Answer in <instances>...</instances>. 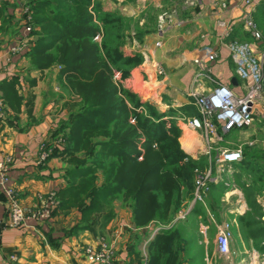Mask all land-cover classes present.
<instances>
[{"label":"crops","instance_id":"crops-1","mask_svg":"<svg viewBox=\"0 0 264 264\" xmlns=\"http://www.w3.org/2000/svg\"><path fill=\"white\" fill-rule=\"evenodd\" d=\"M17 1L0 0V37L4 41L0 48V98L6 112L5 119L0 122V159L12 157L7 184L12 186L20 203L30 210L39 205L42 196L50 191L57 193L66 185L67 163L58 153L64 143H57L64 133L56 130L67 123L70 106L77 102L75 93L60 73L61 66L52 64L39 69L32 64L28 54L38 38L39 26L35 25L32 33L23 30V16L16 9ZM98 1L104 10H117L121 15L133 18L138 28L145 31L122 47L126 55L138 54L140 63L120 82L140 101L153 104L165 114L168 124L175 123L180 131V146L186 153L196 159L203 157L204 167L211 165L212 179L205 203L190 205L191 199H185L166 221L172 225L152 233L156 221L136 227L128 202L121 199L119 209L114 200V215L105 225L75 229L80 212L75 208L60 209L56 196L57 204L49 219L28 216L24 226L14 228L5 225L7 197L0 186V264H80L84 262L82 246L95 243L98 237L113 241L112 264H146L150 244L158 234L166 231L175 232L174 246L183 248L181 252L178 250L179 264H193L186 253L192 233L194 243L202 246L200 262L210 264L216 252L213 247L209 261L206 246L214 245L216 227L225 223L230 226L229 245L233 260L240 264L248 258L250 264H254L259 259L264 264L262 182L246 171L242 174L240 164L225 165L224 171L219 172L214 163L218 148L238 146L242 149V161L261 162L264 157V98L256 105L251 125L221 133V140L214 145L211 156L204 152L205 143L199 134L189 130L183 120L197 115L188 94L192 77L200 69L194 60L201 56L202 48L211 47L217 54L214 61L203 62L211 70L212 81L201 85L202 91L220 82L229 85L237 94L244 93V82L236 75L235 63L223 42L250 43L264 65V0H253L252 17L260 33L258 39L244 28L247 8L243 0H197L190 6L182 5V0ZM222 2L225 3L223 7ZM152 11L153 20L149 21L147 14ZM162 11L172 12L174 20L166 25L162 35H158L157 16ZM220 22L224 25L220 26ZM225 25L231 27V32L223 40L220 37ZM19 38H27L29 47L19 53H10L8 45L17 43ZM100 38L94 40L100 41ZM158 39L162 43L155 45ZM156 65L164 73L159 74ZM43 144L51 153L40 162L38 152ZM250 151L262 154L248 156L246 153ZM254 185L258 190L248 192V198L245 191H251Z\"/></svg>","mask_w":264,"mask_h":264},{"label":"trees","instance_id":"trees-1","mask_svg":"<svg viewBox=\"0 0 264 264\" xmlns=\"http://www.w3.org/2000/svg\"><path fill=\"white\" fill-rule=\"evenodd\" d=\"M32 3V23L39 26L28 54L32 64L39 69L59 64L70 89L82 98L56 130L64 133L58 153L67 163L66 185L56 193L59 208L80 212L75 229L105 225L116 199L128 202L136 227L170 220L192 198L193 169L204 167V158L181 148L180 131L165 114L112 80L114 71L124 78L140 63L138 54L126 55L122 47L145 31L131 17L104 10L98 0ZM241 161L242 174L246 171L264 189V157L260 164ZM255 190L254 185L246 196ZM175 239V232L158 234L146 264H179Z\"/></svg>","mask_w":264,"mask_h":264},{"label":"built area","instance_id":"built-area-1","mask_svg":"<svg viewBox=\"0 0 264 264\" xmlns=\"http://www.w3.org/2000/svg\"><path fill=\"white\" fill-rule=\"evenodd\" d=\"M17 1L16 9L23 16V30L26 33H32L34 26L32 23V14L30 5L26 1ZM197 0H182V5L190 6L195 4ZM246 5L244 13V28L250 35L258 39L260 33L252 17L253 0H243ZM225 3H221L223 7ZM174 20L172 12L162 11L157 16V33L162 35L166 30V25ZM224 23L220 22V26ZM231 27L225 25L221 34V39H227L230 35ZM99 39V35L94 37ZM161 40H157L155 45H160ZM224 46L230 52L235 63V73L244 82V93L237 94L227 84L215 82L207 90L202 91L200 86L212 81L211 70L203 64L204 61L212 62L217 54L211 47L201 49V56L196 58L194 62L200 65V69L192 77L191 91L189 96L193 99V104L197 109V115L184 117L186 127L197 132L205 143L204 152L208 153L215 149L214 145L221 140V133L231 131L233 129L243 128L251 125L256 105L264 98V65L261 60L254 54L250 43L230 40L223 42ZM4 45L3 38L0 37V48ZM27 38H19L18 42L8 45L7 50L10 53H19L28 48ZM159 74L164 73L163 69L156 65ZM5 106L0 98V122L5 119ZM57 143L63 144L64 141L59 138ZM51 153V150L44 144L39 148L38 158L40 162L45 161ZM242 158V149L240 146L235 148H218L216 150L214 163L219 172L224 171L225 165L237 163ZM12 162L11 156H4L0 159V186L7 197V213L8 220L5 223L8 227H21L25 225L28 216L38 219H49L51 213L57 204L56 192L50 191L45 197L39 200V205L35 209L24 207L14 189L8 182V166ZM228 171V170H225ZM212 179L211 165L193 169V190L190 205L200 202L205 203V198L210 189V181ZM172 223L164 225L156 222L153 224L152 233L158 230L168 228ZM230 226L228 223L219 224L216 227L214 236L215 252L219 256L227 257L230 252ZM81 255L84 262L80 264H112L114 257V243L108 241L104 237H98L93 244L82 246Z\"/></svg>","mask_w":264,"mask_h":264},{"label":"rangeland","instance_id":"rangeland-1","mask_svg":"<svg viewBox=\"0 0 264 264\" xmlns=\"http://www.w3.org/2000/svg\"><path fill=\"white\" fill-rule=\"evenodd\" d=\"M19 1H22V2H24L23 0H19ZM26 1V3H27V5H31V4H33L32 3V0H25ZM153 16H154V12L152 11V12H148V14H147V18L149 19V21L151 20H153ZM131 19H133V18H131ZM54 64H56V63H54ZM59 65V64H58ZM60 66V65H59ZM121 79H123V78H121V76H120V73L119 72H117V71H114V75H113V78H112V80L114 81V83L115 84H120L121 86H122V84H121ZM66 86H67V84H66ZM69 86V85H68ZM123 87V86H122ZM124 88V87H123ZM125 89H127V88H125ZM127 90H129V89H127ZM130 91V90H129ZM74 92V91H73ZM132 92V91H131ZM75 93V92H74ZM134 93V92H133ZM135 94V93H134ZM75 101L77 102V103H74L73 105H71L70 106V111L71 112H74V111H76L77 110V108H78V106H77V104L78 103H80L81 102V96L80 95H78L77 93H75ZM131 122H133L134 123V121L131 119L130 120ZM61 137V136H60ZM61 138H63V137H61ZM234 139V137H232V140ZM64 140V139H63ZM211 152V151H210ZM207 153V155L208 156H211L212 155V153ZM214 154H216V153H214ZM255 154H262V152H256ZM50 156V155H49ZM215 157V156H214ZM213 166V165H212ZM117 201V202H116ZM115 204L117 205V208L121 205V201H120V199H117V200H115ZM119 209V208H118ZM156 222H158V224H161V225H164V224H166V223H163V222H161V221H156ZM195 242V235L192 233V234H190V238H189V240H188V242H187V245H188V247H187V250H186V253H187V255H189V256H191V258H192V262H193V264H202V262H200V257L202 256V254H203V250H202V246H198L197 244H195L194 243ZM209 243H210V240H209ZM205 245H208V243L207 244H205ZM213 247L215 248V246L213 245V243H211V245L209 244L208 246H206V251H208V253L207 254H209L208 255V259H209V261H210V253L212 252V249H213ZM180 252H181V250H183V248H179L178 249ZM178 251V252H179ZM189 252V253H188ZM186 255V256H187ZM185 256V255H184ZM184 258H186V259H188L189 257H184ZM260 261L261 260H257L256 261V263H254V264H261L260 263ZM211 263L210 264H237L234 260H233V255H232V252L230 251L229 252V254H228V256L227 257H225V256H219L217 253H215V256L212 258V261H210ZM240 264H250V260L247 258V259H245V262H243V263H240Z\"/></svg>","mask_w":264,"mask_h":264},{"label":"bare ground","instance_id":"bare-ground-1","mask_svg":"<svg viewBox=\"0 0 264 264\" xmlns=\"http://www.w3.org/2000/svg\"><path fill=\"white\" fill-rule=\"evenodd\" d=\"M185 147V146H184ZM188 147V146H187Z\"/></svg>","mask_w":264,"mask_h":264}]
</instances>
